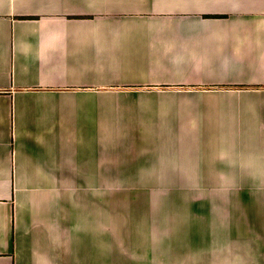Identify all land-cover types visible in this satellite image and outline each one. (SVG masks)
<instances>
[{
  "label": "crops",
  "instance_id": "crops-1",
  "mask_svg": "<svg viewBox=\"0 0 264 264\" xmlns=\"http://www.w3.org/2000/svg\"><path fill=\"white\" fill-rule=\"evenodd\" d=\"M0 264H264V0H0Z\"/></svg>",
  "mask_w": 264,
  "mask_h": 264
}]
</instances>
